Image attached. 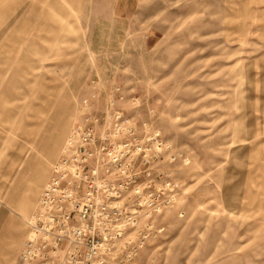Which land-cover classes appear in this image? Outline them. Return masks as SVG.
I'll use <instances>...</instances> for the list:
<instances>
[{"label": "rangeland", "instance_id": "obj_1", "mask_svg": "<svg viewBox=\"0 0 264 264\" xmlns=\"http://www.w3.org/2000/svg\"><path fill=\"white\" fill-rule=\"evenodd\" d=\"M91 77L99 112L121 87L120 107L177 155L183 202L138 264H264V0H0V264L16 260Z\"/></svg>", "mask_w": 264, "mask_h": 264}, {"label": "built area", "instance_id": "obj_2", "mask_svg": "<svg viewBox=\"0 0 264 264\" xmlns=\"http://www.w3.org/2000/svg\"><path fill=\"white\" fill-rule=\"evenodd\" d=\"M85 89L26 221L17 264H138L165 235L162 217L183 202L169 178L177 155L158 131L120 107L121 87L107 94L103 112L99 80L89 78Z\"/></svg>", "mask_w": 264, "mask_h": 264}, {"label": "crops", "instance_id": "obj_3", "mask_svg": "<svg viewBox=\"0 0 264 264\" xmlns=\"http://www.w3.org/2000/svg\"><path fill=\"white\" fill-rule=\"evenodd\" d=\"M8 1V0H7ZM69 7H70V10H72V5H68ZM53 9H54V7H57L56 5H52L51 6ZM82 7H84L83 5L81 6V5H79V8H81V11H82V13L83 12H85V10L83 11L82 9ZM75 8H76V6H75ZM75 8L73 7V11L75 10ZM52 9V10H53ZM65 10V9H64ZM63 10V11H64ZM55 11H57V9H54L53 10V12H55ZM59 12H60V10H59ZM52 20H54V19H56L55 18V15H51V17H50ZM60 19V18H59ZM62 20V19H61ZM59 21V20H58ZM86 82H87V79L85 78L84 80H83V82H82V84H81V87H80V89H79V91L81 92V97H83L84 95H85V93H86V89H85V87H86ZM81 97L78 99V102L80 101V99H81ZM78 105V104H77ZM77 105H76V107H75V111H76V116H75V118H74V120H73V122H72V125H71V127H70V129L72 128V126L74 125V123H75V121H76V118H77ZM13 119H11V117L10 118H8L7 119V121L9 122V123H11L10 121H12ZM21 123H22V120H21V118L19 119V121H17L16 122V125H15V129H14V131H18L19 129H20V127H21ZM69 129V130H70ZM69 132V131H68ZM9 142V141H8ZM59 156V155H58ZM56 162V161H55ZM54 165V164H53ZM47 170L44 168V166H43V164H39L38 166H37V168H36V170L34 171V173H33V177H32V179L30 180V189H29V193H31L33 190H35V192H37L38 191V188L41 186V184L43 183V181H44V179H45V176H46V174H47V172H46ZM49 176H50V174H49ZM49 176H48V178H49ZM48 180V179H47ZM43 189V188H42ZM41 192H42V190H41ZM41 192H40V195H41ZM40 195L38 196V198H37V201H36V203H35V207H34V210H33V212H32V214L34 213V211L36 210V206H37V202H38V199H39V197H40ZM32 201H33V199L31 198V196L29 195V194H27L24 198H23V200L21 201V203H20V210L21 211H26L28 208H30L31 207V204H32ZM31 214V215H32ZM30 215V216H31ZM26 231H27V227H26ZM26 236V235H25ZM25 240V239H24ZM24 242V241H23ZM15 244H16V238H13L12 239V241H11V247L13 248L14 246H15ZM22 245H23V243H22ZM22 245H21V247H22ZM21 247H20V249H19V252H20V250H21ZM19 252H18V255H19ZM18 255H17V257H16V260H15V262H14V264H17V261H18Z\"/></svg>", "mask_w": 264, "mask_h": 264}, {"label": "bare ground", "instance_id": "obj_4", "mask_svg": "<svg viewBox=\"0 0 264 264\" xmlns=\"http://www.w3.org/2000/svg\"><path fill=\"white\" fill-rule=\"evenodd\" d=\"M60 136V135H59ZM57 141V140H56ZM55 145V144H54ZM53 148H55V147H53ZM56 149V148H55ZM52 151H53V149H52Z\"/></svg>", "mask_w": 264, "mask_h": 264}]
</instances>
